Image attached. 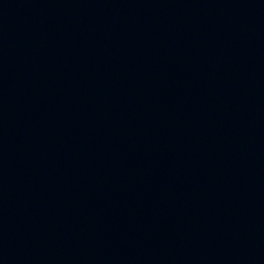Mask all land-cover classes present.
I'll return each mask as SVG.
<instances>
[{"label": "water", "instance_id": "1", "mask_svg": "<svg viewBox=\"0 0 264 264\" xmlns=\"http://www.w3.org/2000/svg\"><path fill=\"white\" fill-rule=\"evenodd\" d=\"M20 90L16 0H0V264H18Z\"/></svg>", "mask_w": 264, "mask_h": 264}]
</instances>
